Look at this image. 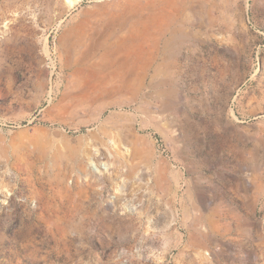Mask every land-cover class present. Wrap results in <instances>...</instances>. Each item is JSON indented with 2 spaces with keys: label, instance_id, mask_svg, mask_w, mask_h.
<instances>
[{
  "label": "rangeland",
  "instance_id": "1",
  "mask_svg": "<svg viewBox=\"0 0 264 264\" xmlns=\"http://www.w3.org/2000/svg\"><path fill=\"white\" fill-rule=\"evenodd\" d=\"M0 264H264V0H0Z\"/></svg>",
  "mask_w": 264,
  "mask_h": 264
},
{
  "label": "bare ground",
  "instance_id": "2",
  "mask_svg": "<svg viewBox=\"0 0 264 264\" xmlns=\"http://www.w3.org/2000/svg\"><path fill=\"white\" fill-rule=\"evenodd\" d=\"M78 1H80V0H68V2H69V4H72V3H75V2H78ZM70 6V5H69ZM133 25H135L134 23H132ZM131 24V25H132ZM141 24H139V26H140ZM143 26V25H142ZM141 29V28H140ZM138 30H139V28H138ZM130 31H131V29H130ZM132 33H134V32H132ZM131 33V34H132ZM131 34H129V35H131ZM134 34H136V33H134ZM126 36V35H125ZM128 36V35H127ZM133 36V35H132ZM138 36V35H137ZM124 37V36H123ZM126 39V38H125ZM120 40H121V38H120ZM124 41V40H123ZM116 42H119V38L115 41V43ZM120 43V42H119ZM103 49V48H102ZM112 54V52L111 53H109L108 51H106V50H104V51H102V52H100V54H99V56H98V63H105V61L107 60V59H109L108 57L109 56H112L111 55ZM118 56V55H117ZM114 59V58H113ZM116 59H118V58H115V60ZM114 62V61H113ZM107 63V62H106ZM110 63V62H109ZM124 63V62H123ZM103 65H105V64H103ZM109 65V64H108ZM103 109H101L100 110V112L102 111Z\"/></svg>",
  "mask_w": 264,
  "mask_h": 264
}]
</instances>
